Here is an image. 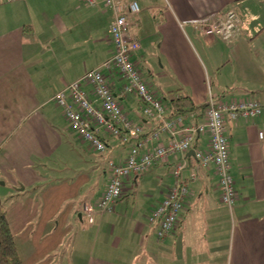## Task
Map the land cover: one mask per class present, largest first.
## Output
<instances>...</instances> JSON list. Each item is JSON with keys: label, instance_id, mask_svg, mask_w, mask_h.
<instances>
[{"label": "crops", "instance_id": "obj_1", "mask_svg": "<svg viewBox=\"0 0 264 264\" xmlns=\"http://www.w3.org/2000/svg\"><path fill=\"white\" fill-rule=\"evenodd\" d=\"M121 1L139 7L132 18L137 26L128 29L139 46L135 65L140 69L151 57L164 59V93L150 71L143 80L157 96L160 90L168 118L180 116L186 125H197L210 95L218 101L260 103L257 118L224 125L236 192L232 209L219 202L212 168H201L185 153L124 180L110 213L84 212L83 206L92 205L105 188L106 162L122 160L127 147L101 132L105 151L90 150L65 122L52 96L98 69L131 122L146 132L154 123L139 114L135 96H119L123 80L102 67L112 52L110 11L81 0H0L1 186L20 192L55 181L54 190L60 193V183L83 173L71 194L57 197L61 205L82 198L78 205H67L72 209L66 217L72 216L78 234L69 237L72 264H264V0ZM228 10L239 17L231 41L204 37L198 27L183 23ZM84 89L92 99L89 88ZM180 96L192 107L170 116L169 100ZM207 143L206 136L198 135L191 149L207 150ZM176 161L184 165L181 177L188 181L189 195L176 228L159 241L147 217L171 184L169 171ZM190 170L195 172L192 180ZM158 176H164V183ZM147 182L154 197L146 195L136 203L137 187Z\"/></svg>", "mask_w": 264, "mask_h": 264}, {"label": "built area", "instance_id": "obj_2", "mask_svg": "<svg viewBox=\"0 0 264 264\" xmlns=\"http://www.w3.org/2000/svg\"><path fill=\"white\" fill-rule=\"evenodd\" d=\"M88 7L101 4L111 13L107 28L112 47L110 57L102 64L103 69L113 70L123 80L119 96H135L140 103L139 114L154 123L148 132L131 122L122 111L117 98L112 94L104 74L98 69L87 71L79 80L67 84L52 96V101L78 139L97 154H102L106 144L101 132L126 145L122 160L106 162L107 182L100 197L92 204L83 206L87 215L110 213L123 192V182L129 177L146 173L155 164H164L168 157H181L191 149L198 135L207 137V150L194 149L193 157L198 165L212 168L216 176L219 202L229 211L236 192L230 175L227 139L224 125L239 119L251 120L261 114V105L255 99L218 101L209 96L203 109L202 122L189 126L180 116L167 117L162 99L147 86L133 56L139 46L128 33L137 22L132 18L139 12L136 2L121 0H81ZM200 29L204 37H217L224 41L234 39L239 26V17L228 10L199 20L183 22ZM182 23V24H183ZM88 87L92 99L88 98ZM263 139V133H257ZM164 138L166 143H164ZM184 165L175 162L170 167L171 184L161 201L150 211L147 221L154 226L157 240H163L176 228L185 201L189 195L188 181L181 177ZM195 172L190 170V179Z\"/></svg>", "mask_w": 264, "mask_h": 264}, {"label": "rangeland", "instance_id": "obj_3", "mask_svg": "<svg viewBox=\"0 0 264 264\" xmlns=\"http://www.w3.org/2000/svg\"><path fill=\"white\" fill-rule=\"evenodd\" d=\"M147 62L142 64L140 68L142 71L139 69L142 77L144 78V73L148 75L146 71H150V79L153 78L155 85L164 93V59L155 56L151 57L150 64ZM161 92L158 90L159 95ZM82 174L80 177L72 176L65 181L66 183H60L59 185L63 187L60 193L55 192L56 189L53 187L55 181L42 188H30L20 192L7 189L0 183L1 209L5 214L21 264H72V243L69 237L76 233L74 228L77 224L72 222V216L66 217L67 210L72 209L67 205L72 204V201L78 205L82 198L66 200L61 205L57 197L71 194L72 186L78 184V178L83 179ZM158 181L163 182L164 176H158ZM56 183L58 184L57 181ZM67 184L68 190L65 187ZM150 185L147 182L146 185L137 187L136 203L146 195L154 197V190ZM61 212L62 215L59 217ZM53 224L55 226L58 224L56 229L53 228Z\"/></svg>", "mask_w": 264, "mask_h": 264}, {"label": "trees", "instance_id": "obj_4", "mask_svg": "<svg viewBox=\"0 0 264 264\" xmlns=\"http://www.w3.org/2000/svg\"><path fill=\"white\" fill-rule=\"evenodd\" d=\"M192 107L190 100L185 97H178L169 100V114L174 116L184 111L186 106ZM206 105V104H205ZM205 105L202 109H204ZM0 264H21L16 253L12 234L8 228L5 214L0 205Z\"/></svg>", "mask_w": 264, "mask_h": 264}, {"label": "water", "instance_id": "obj_5", "mask_svg": "<svg viewBox=\"0 0 264 264\" xmlns=\"http://www.w3.org/2000/svg\"><path fill=\"white\" fill-rule=\"evenodd\" d=\"M187 155H192L193 156V151L192 150H189L187 153ZM2 185V184H1Z\"/></svg>", "mask_w": 264, "mask_h": 264}]
</instances>
